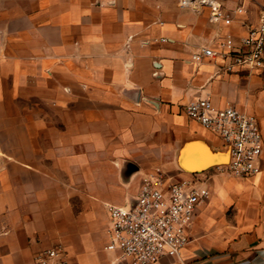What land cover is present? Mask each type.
<instances>
[{"label":"crops","instance_id":"0c3cea01","mask_svg":"<svg viewBox=\"0 0 264 264\" xmlns=\"http://www.w3.org/2000/svg\"><path fill=\"white\" fill-rule=\"evenodd\" d=\"M177 2L0 0V264L56 247L72 264H123L106 249L109 207L134 205L156 170L212 192L182 258L160 264H264V152L252 179L221 173L228 149L185 111L198 97L235 106L264 140V71L192 62L240 42L264 0H222L247 11L230 26Z\"/></svg>","mask_w":264,"mask_h":264},{"label":"built area","instance_id":"2783aa9c","mask_svg":"<svg viewBox=\"0 0 264 264\" xmlns=\"http://www.w3.org/2000/svg\"><path fill=\"white\" fill-rule=\"evenodd\" d=\"M179 7L198 13L208 10L214 25L230 26L236 15L247 14L243 5L229 10L222 0H179ZM218 60L225 63L223 70L228 74L264 71V11L259 24L249 26L240 42L226 36L192 55V62L197 64ZM185 111L190 120L219 137L229 150L230 161L219 168L221 173L241 180L259 174L264 140L257 117L235 106L218 107L209 97L194 98ZM211 195L210 188L197 181L173 182L156 170L144 179L134 205L109 207L111 228L106 249L118 253L123 264L181 259L190 244L198 208ZM36 263L72 264L62 247L43 252Z\"/></svg>","mask_w":264,"mask_h":264},{"label":"rangeland","instance_id":"374dc122","mask_svg":"<svg viewBox=\"0 0 264 264\" xmlns=\"http://www.w3.org/2000/svg\"><path fill=\"white\" fill-rule=\"evenodd\" d=\"M177 3H178V7H179V0H178V2H177ZM179 8H180V7H179Z\"/></svg>","mask_w":264,"mask_h":264},{"label":"bare ground","instance_id":"6f19581e","mask_svg":"<svg viewBox=\"0 0 264 264\" xmlns=\"http://www.w3.org/2000/svg\"><path fill=\"white\" fill-rule=\"evenodd\" d=\"M228 152H229V150H228Z\"/></svg>","mask_w":264,"mask_h":264}]
</instances>
